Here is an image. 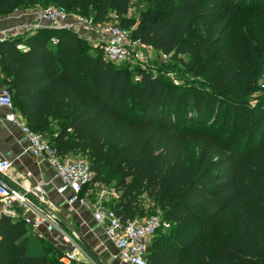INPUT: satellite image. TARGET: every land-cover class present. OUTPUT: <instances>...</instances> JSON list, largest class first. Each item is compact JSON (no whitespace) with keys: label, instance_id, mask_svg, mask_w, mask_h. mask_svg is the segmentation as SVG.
I'll return each mask as SVG.
<instances>
[{"label":"trees","instance_id":"trees-1","mask_svg":"<svg viewBox=\"0 0 264 264\" xmlns=\"http://www.w3.org/2000/svg\"><path fill=\"white\" fill-rule=\"evenodd\" d=\"M38 1L0 0V16ZM41 1L91 11L98 22L109 14L125 21L131 5ZM150 1L137 24L128 22L132 36L179 61L189 55L185 65L202 66L209 89L175 86L147 70L133 80L73 30L46 26L0 41V81L58 154L86 157L96 180L115 182L119 196L104 203L122 222L157 212L171 222L154 237L148 264H264V91L254 105L234 100L230 109L227 95L243 74L224 42L244 4L263 0ZM143 193L153 203L145 213ZM32 236L42 239L1 216L0 264H63L47 240L33 252Z\"/></svg>","mask_w":264,"mask_h":264},{"label":"built area","instance_id":"built-area-1","mask_svg":"<svg viewBox=\"0 0 264 264\" xmlns=\"http://www.w3.org/2000/svg\"><path fill=\"white\" fill-rule=\"evenodd\" d=\"M17 11L12 13H18ZM112 15V18L103 22L83 15L70 19L66 9L48 5L34 10L28 17L34 16L37 19L33 29L46 26L73 30L99 49L104 59L111 63H129L142 59L143 51L152 47L134 38L132 33L118 22L115 15ZM23 27L25 26L0 25V41L21 33L20 29ZM50 41L52 45L57 44L56 37H52ZM18 47L25 46L22 44ZM2 109L7 110L3 119L19 126L26 136L28 150L41 162L46 161L54 170L55 177L59 180L54 191L66 204L69 216L82 219L80 209H87L94 224L102 228L114 248L115 252L110 255L113 260L121 264H148L147 253L154 237L159 230L169 229L171 222L160 212L122 222L116 212L102 201L103 191L96 194L98 201L93 199V193L100 190L103 184L95 179V172L91 169L89 160L74 154H58L51 140L44 134L33 131L15 110L12 93L5 86L0 88V110ZM11 167L12 162L0 156V217L7 215L13 220L20 219L37 235H41L43 229L48 233H56L58 240L54 245L65 247L59 256V261L63 264H104L100 258L97 261L91 259L81 248L86 239L61 218L44 188V183L25 184L11 178L7 180ZM31 177L33 175L30 171L22 175L26 181ZM89 232L96 234L92 227ZM100 243L101 247H108L102 241Z\"/></svg>","mask_w":264,"mask_h":264},{"label":"rangeland","instance_id":"rangeland-1","mask_svg":"<svg viewBox=\"0 0 264 264\" xmlns=\"http://www.w3.org/2000/svg\"><path fill=\"white\" fill-rule=\"evenodd\" d=\"M264 3V0H263ZM155 5L154 1L150 0H131L129 13L125 16V21L117 19L118 22L131 32L135 26L128 27L129 21H133L136 24L139 22L141 14L147 11L150 7ZM46 5L41 0L36 5H26L22 10L17 12L25 13L29 15L36 9H42ZM244 12L237 16L234 25L230 30V34L225 37L224 42L228 48V52L240 59V69L242 70L243 78L239 82V89L236 94H228L230 97L227 103L230 109L234 106V100H245L251 105L256 103V98L264 91V5H257L256 1L246 2L243 6ZM84 11H72L67 10L68 17L75 19L77 16L82 15ZM88 17L92 15L91 11H88ZM113 15L109 14L108 18H112ZM30 18V17H29ZM130 23V22H129ZM33 26L28 24L20 29L21 33L17 35H26L29 31H32ZM78 35V34H77ZM80 38L82 36L78 35ZM83 39V38H82ZM24 42H19L18 45H22ZM90 45V52L95 53L98 49ZM242 56V59L240 58ZM142 59H135L129 63H114L119 67H124L130 74L133 80H136L140 72L147 70L153 74H159L169 83L175 86H194L203 90L209 89L211 84L209 77L206 75L202 66L193 65L187 67L185 63L190 61L189 55H183L182 61L177 58L171 57V55L163 54L152 48L147 51H143ZM231 103V105H230ZM226 105V104H225ZM115 182L102 183L103 187L93 193V199L98 201L96 194L101 191L104 192L102 201L117 198L119 193L114 189ZM92 200V198H89ZM141 208L143 212H149L153 205L147 194L143 193L139 197ZM34 233V232H33ZM33 252H40L44 250L45 239H38L36 236L31 237ZM51 247H46L49 251ZM46 250V251H47Z\"/></svg>","mask_w":264,"mask_h":264},{"label":"crops","instance_id":"crops-1","mask_svg":"<svg viewBox=\"0 0 264 264\" xmlns=\"http://www.w3.org/2000/svg\"><path fill=\"white\" fill-rule=\"evenodd\" d=\"M36 22V17L31 16L29 18L26 14L19 15L18 13H10L0 16L1 26H27L28 24L33 26ZM59 23H57V25ZM2 86L3 84L0 81V88ZM6 111V109L0 110V156L12 162V167L8 171L9 177L6 179L23 181L25 184L44 183V188L51 201L56 205L58 214L66 223L71 224V226L79 231L86 239V243L81 247L85 253L93 260L97 261L98 258L102 259L104 264H121L110 257L111 253H114L115 250L110 245L102 228L94 224L90 212L87 209H80L83 222L82 219L69 216L66 204L54 191L55 185L59 183V180L55 177L54 170L46 161L41 162L28 150V140L19 126L8 123L3 119ZM26 171H30L33 175V177L27 181L22 178V175ZM90 227L94 228L95 235L89 232ZM41 232L42 234L38 236L53 243V245L58 240L56 233H48L44 229ZM100 241L108 247H101ZM57 248L61 251L65 247Z\"/></svg>","mask_w":264,"mask_h":264}]
</instances>
